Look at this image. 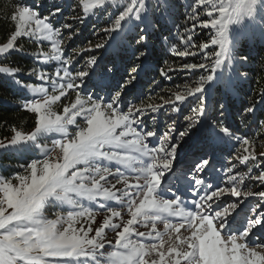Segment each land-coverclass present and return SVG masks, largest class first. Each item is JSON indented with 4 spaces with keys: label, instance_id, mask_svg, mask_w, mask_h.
I'll return each instance as SVG.
<instances>
[{
    "label": "snow or ice",
    "instance_id": "6c2138e0",
    "mask_svg": "<svg viewBox=\"0 0 264 264\" xmlns=\"http://www.w3.org/2000/svg\"><path fill=\"white\" fill-rule=\"evenodd\" d=\"M44 8L45 0L17 5L14 30L0 43V77L25 91L20 108L34 116L33 129L11 127L0 150H39L18 165L22 172L0 175V264H264V243L253 240L264 235V150L257 133L237 135L225 122L227 105L209 103L214 89L228 91L244 75L234 68L250 59L237 54L241 41L264 43V0H71ZM93 18L98 41L69 53L79 26ZM177 21L182 31L173 35ZM129 37L138 63L113 85L115 65L98 76L96 53L126 51ZM21 38L36 50L25 53ZM153 39L178 58L164 60L162 80H186L167 89L153 80L165 93L159 102L126 104ZM13 53L32 56L33 82L3 63ZM239 120L258 129L264 149V89ZM193 139L199 159L177 174ZM222 148L230 151L217 168ZM217 171L220 184L207 179ZM251 197L259 199L241 219Z\"/></svg>",
    "mask_w": 264,
    "mask_h": 264
},
{
    "label": "trees",
    "instance_id": "16d2710c",
    "mask_svg": "<svg viewBox=\"0 0 264 264\" xmlns=\"http://www.w3.org/2000/svg\"><path fill=\"white\" fill-rule=\"evenodd\" d=\"M17 1L18 0H0V43L6 42L10 33L14 30V25L10 17L14 12L15 5H18ZM20 1L22 0H19V2ZM70 2L71 0L67 1V3ZM100 22H103V20ZM180 23V21H177V26L173 29V35L177 29L182 31V28H179ZM169 26L172 27V25ZM89 40L97 42L98 37L88 36L84 41V46H87ZM127 41L128 43H122V46L127 50L120 52L127 56L128 62H131V60L135 58L132 54L134 45L130 44V37ZM242 42L243 43H240L236 50L237 54L243 52L249 55L250 59L248 62L244 63L242 67L237 65V69L239 72L245 73L247 78L235 81V86L233 82V91L236 92V96L234 94L224 95V87L218 86L214 91L215 97L213 98L210 108L215 106L216 101L223 102L227 105V120L225 122L230 124L234 129H239L236 133L237 135L245 133L251 135L252 133H257V150L261 151L264 149L260 148L258 129L255 127L252 129L242 128L240 126L239 112L243 107L250 104L254 98L259 99V93L264 89V43L258 41L254 42V44H250L246 40ZM18 43L23 45L25 53H31L36 50V45L25 38H21ZM78 45H80V43H78ZM151 48L152 58L148 60L141 74V89L136 93V96H132L133 102L136 103L149 96L153 97L154 102H159V96L165 95L164 92L160 91V88L152 84L153 80H160L165 89L174 88L176 85L182 84L186 80L183 74H173V78L170 81L162 80L159 76L158 69L159 67H163L164 60L177 61L178 58L170 55L167 50L168 45L164 44L162 40L153 39L151 41ZM30 56V54L13 53L7 60L3 61V63L11 67H20L23 72H25L30 70L34 64ZM24 97L23 92L17 91L11 84L0 77V139L10 137L11 127L13 126L25 132H29L33 129V114L27 113L20 108V101ZM72 98L74 99V95ZM183 114H189L187 107L183 109ZM0 162L3 163L6 168H14L17 157L13 155V153H6L1 157ZM0 175L9 176V173L4 170L0 172Z\"/></svg>",
    "mask_w": 264,
    "mask_h": 264
},
{
    "label": "rangeland",
    "instance_id": "374dc122",
    "mask_svg": "<svg viewBox=\"0 0 264 264\" xmlns=\"http://www.w3.org/2000/svg\"><path fill=\"white\" fill-rule=\"evenodd\" d=\"M46 2H47V6H45V8L44 9H42V12H46L47 11V8L49 7V6H51V4L50 3H48V0H45ZM50 1H56V3H59L58 1L59 0H50ZM18 2V5L19 4H21V3H32L33 2V0H22V1H20L19 2V0L17 1ZM63 4V3H62ZM17 5H15V7H16ZM14 10H15V8H14ZM95 20V18H93V20H90V21H88V23L87 24H85V25H80L79 27H80V31L82 30V29H84V27L87 25V29L85 30V32H84V35H87V32H88V30H91V32L93 33V35H92V37H95V38H97V36L95 35V32L96 31H98V30H96V27H94L93 26V21ZM100 24H103V22H99ZM93 27V28H92ZM89 28V29H88ZM29 41V40H28ZM74 41V40H73ZM98 41V40H97ZM247 41V40H246ZM258 41H260L259 40V38L257 37L253 42H249L248 41V43H250V44H254V42H258ZM72 41L71 42H69V44H68V51H69V53L71 52V49H73V48H79V46L76 44V41H74L72 44ZM122 43H128V41L126 40V41H124V42H122ZM241 43H243L242 41H241ZM240 45V44H239ZM238 45V46H239ZM237 49H238V47H237ZM103 52V53H102ZM15 54V53H14ZM97 55H98V57L100 58V61L103 59V56L106 54L105 52H104V50L103 49H100V50H98L97 51V53H96ZM117 54V53H116ZM25 55V54H24ZM121 55L122 54H119V56L117 57V56H115V57H113L114 59H113V62H114V64L116 63V65H117V59L119 58L120 60H121ZM107 56V55H106ZM30 58H32V56H30ZM118 59V60H119ZM119 60V61H120ZM125 61H127V60H125ZM132 62L133 63H137V61L135 60V58H133V60H132ZM81 63H83V61H81ZM120 63L121 64H124L122 61H120ZM132 66V64L131 63H129V66H128V69H130V67ZM113 67V65L112 66H110L109 68H112ZM99 69L101 68V66H100V64H99V67H98ZM234 68H237V65H234ZM122 70H121V68L117 65L116 67H115V71L114 72H109L108 74L110 75V76H113V75H116V74H118L119 72H121ZM27 71H25V72H23L22 71V73L20 74V76L18 77V78H20L21 79V81L22 82H28V83H31V82H33V78H30V77H28L27 76ZM98 73H100V72H97V75H99ZM225 73H227V75L228 74H230V70L229 69H227L226 68V72ZM245 77V74L243 75V76H241L239 79H235V78H233V82H234V86H235V81H237V80H243V78ZM232 85H233V83H232ZM13 86V85H12ZM17 91H21V93L23 92V95L25 96V91L22 89V88H17V87H15V86H13ZM223 92H224V95H227V94H229V95H232V94H234L235 96L237 95L236 94V92H234L233 91V86L231 87V89L230 90H228V91H226L225 89L223 90ZM125 103L127 104V103H129V95L127 94V96L125 97ZM223 103V102H222ZM57 107H59V106H57ZM162 126H163V124L161 125V128H162ZM192 142V140H190L186 145H184V147H183V150L179 153V156H178V158H177V161H178V159H179V157H181V156H185V158H189L190 157V155L193 153L192 151H189V152H187L186 153V150L189 148V145H191L190 143ZM38 151L39 150H35V151H31V152H15V151H12V150H9V151H7V152H5V151H3V150H0V159H1V157L2 156H4L6 153H8V154H10V153H13V155H15L16 157H17V162L15 163V167L14 168H6L4 165H3V163H1L0 162V172H2V171H4V170H6V172H8L9 173V175H11L12 173H14V172H17V171H20V172H22L23 170L22 169H20L19 167H18V165L20 164V163H26V162H28V161H30L31 159H34V158H37V156H38ZM194 151V150H193ZM176 161V162H177ZM197 161V160H196ZM195 161V162H196ZM175 162V163H176ZM194 162V163H195ZM181 165H183V164H181ZM193 165V164H192ZM175 166V168L177 167V165L175 164L174 165ZM111 179V178H110ZM248 183H250L251 185H252V190L253 191H258L259 189L255 186V182H248ZM227 199H229L228 197H227ZM226 199V200H227ZM235 199L236 198H234V197H232L231 198V200L232 201H235ZM241 199H243V198H241ZM257 199H259L258 197H251V198H249L247 201H245V203L246 204H248V205H253L254 206V204H253V201H255V200H257ZM244 203V204H245ZM242 206V205H241ZM252 206V207H253ZM50 216H51V212H49L48 213ZM250 214V213H249ZM98 218V220H100L102 217H97ZM159 228H160V230L162 231L163 230V226L162 225H160L159 226ZM182 232H183V230H182ZM109 238L111 239L112 237H111V235L109 236ZM165 239H167L166 237H165ZM166 247H167V245H166Z\"/></svg>",
    "mask_w": 264,
    "mask_h": 264
}]
</instances>
